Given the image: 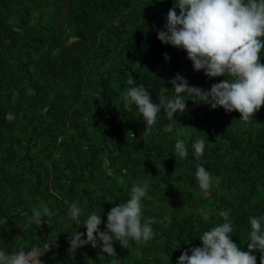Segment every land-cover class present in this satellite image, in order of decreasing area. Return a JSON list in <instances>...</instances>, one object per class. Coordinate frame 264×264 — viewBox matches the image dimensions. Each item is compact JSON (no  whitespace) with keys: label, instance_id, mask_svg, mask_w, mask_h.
I'll return each instance as SVG.
<instances>
[{"label":"trees","instance_id":"16d2710c","mask_svg":"<svg viewBox=\"0 0 264 264\" xmlns=\"http://www.w3.org/2000/svg\"><path fill=\"white\" fill-rule=\"evenodd\" d=\"M171 6L172 0H0V248L38 243L47 249L45 264H175L182 251L200 245L203 231L227 220L233 241L246 250L247 218L264 213V104L245 123L235 110L185 96L177 120L160 112L151 131L135 106L123 107L129 75L153 102L174 94L169 78L177 73L202 89L223 79L194 71L184 50L157 38ZM169 123L173 131L163 132ZM177 130L188 138L185 159L172 155ZM200 137L206 148L194 159L190 145ZM200 164L220 178L206 193L194 177ZM142 181L151 240L114 242L113 257L90 245L68 253L70 233L85 232L68 220L70 204L81 208V220L102 211L103 230L106 213ZM41 201L54 214L38 226L31 209Z\"/></svg>","mask_w":264,"mask_h":264},{"label":"clouds","instance_id":"9594fccd","mask_svg":"<svg viewBox=\"0 0 264 264\" xmlns=\"http://www.w3.org/2000/svg\"><path fill=\"white\" fill-rule=\"evenodd\" d=\"M163 19L157 38L163 44L184 50L194 71L202 70L206 77L223 79L209 89H202L189 85L187 79L177 73L169 78L174 94L153 102L149 90L129 75L128 88L122 96L123 107L135 106L145 130L149 131L156 125L158 113L163 112L169 121L176 119L174 114L183 113L185 96L211 109L235 110L242 122H249L264 104V63L260 59L264 50V0H172ZM164 56L170 59L166 53ZM162 130L172 132L173 125L166 124ZM177 136L172 155L175 159H185L189 155L188 138L179 130ZM190 146L193 158L200 159L206 141L200 137ZM194 177L205 193L220 180L202 164L196 166ZM147 187V181L134 182L126 201L117 203L106 213L103 230L99 227L102 211L88 213L81 220V208L76 203L70 204L66 212L68 220L85 226V232L70 233L68 253L74 254L84 245H90L113 257L116 255L114 242L123 247L129 242L142 244L151 240L153 219L143 215ZM53 214L44 201L31 209L32 220L38 226ZM247 222L246 250L233 241L234 226L225 220L203 231L198 236L200 245L182 251L175 264H257V252L260 264H264V213L249 216ZM46 250L38 243L15 252L0 248V264H42L40 257Z\"/></svg>","mask_w":264,"mask_h":264},{"label":"built area","instance_id":"2783aa9c","mask_svg":"<svg viewBox=\"0 0 264 264\" xmlns=\"http://www.w3.org/2000/svg\"><path fill=\"white\" fill-rule=\"evenodd\" d=\"M40 260H41L42 264H45V262L41 258H40Z\"/></svg>","mask_w":264,"mask_h":264},{"label":"rangeland","instance_id":"374dc122","mask_svg":"<svg viewBox=\"0 0 264 264\" xmlns=\"http://www.w3.org/2000/svg\"><path fill=\"white\" fill-rule=\"evenodd\" d=\"M26 10H22V12H25ZM19 12V11H18Z\"/></svg>","mask_w":264,"mask_h":264}]
</instances>
